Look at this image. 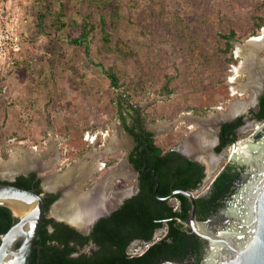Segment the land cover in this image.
Instances as JSON below:
<instances>
[{"label":"rangeland","instance_id":"1","mask_svg":"<svg viewBox=\"0 0 264 264\" xmlns=\"http://www.w3.org/2000/svg\"><path fill=\"white\" fill-rule=\"evenodd\" d=\"M11 3L18 10L21 50L12 66L0 70V160L8 161L16 153L19 161L26 154L38 161L41 169L33 170L40 177L64 173L114 139L117 151L101 153L96 160L101 167L92 174L93 181H99L97 175L119 168L129 150L131 138L124 124L142 125L156 144L167 149L198 131V125L203 128L199 120H206L215 109L225 112L232 103L250 99V90L241 94L238 89L247 79L244 74L235 75L242 62L236 52L242 51L240 45L254 31V18L264 20V0H119L120 20L109 32L113 41L128 46L131 52L127 55L109 52L100 42L93 0ZM60 5L63 26L56 30L51 18ZM39 14L45 15L41 24ZM83 21L94 26L86 38L88 56L84 45L69 42L84 34ZM228 29H234L240 38L232 43L234 64L218 50L217 33ZM98 65L112 68L123 87H110ZM258 77L264 79V73ZM163 84L165 90L160 93ZM232 88H236L234 94ZM180 117L182 122L169 130L154 128ZM249 135L245 131L240 138ZM50 137L53 146L47 143ZM30 149L33 151L28 152ZM56 154L58 164L43 166ZM227 160L222 158L211 174ZM106 161L115 163L104 170ZM5 176L0 174V179L12 180ZM46 179H42L41 189H45ZM74 186L65 188L64 194ZM80 189L88 191L87 186ZM53 208L49 206L47 217Z\"/></svg>","mask_w":264,"mask_h":264},{"label":"flooded vegetation","instance_id":"2","mask_svg":"<svg viewBox=\"0 0 264 264\" xmlns=\"http://www.w3.org/2000/svg\"><path fill=\"white\" fill-rule=\"evenodd\" d=\"M262 81L251 106L244 112L237 113L229 118L218 117L215 121H207L209 117L206 120L200 119L199 123H204L203 128L201 125H198L197 127L200 128L198 131L195 130V132L185 135L175 145L167 149H163L156 144L152 135L151 143L154 153L144 156L141 153V148L144 147L140 145L138 148L139 155H133L132 159L136 160L138 166L140 165V171L129 161L137 145L135 140L129 135L131 138L129 150L125 153L124 159L121 160V162L123 161V163H120L121 166L113 170L115 172L113 181L106 180L107 176L111 173L110 171L108 174L101 172L100 174L102 176L97 175L96 179L99 181H93L95 177L91 174L88 178L84 179L85 182L81 183V181H77L75 184L71 183V186H76L72 190L77 189V187L80 189L81 186H87L88 191L93 192L101 183L105 180L107 181L98 196L99 198L95 200L97 208L90 214L87 221L83 223L79 221L72 222L73 225L80 226V230H76L64 222L55 221L50 217L55 222L73 229L79 235L90 237L85 246L77 248L75 255H91L98 251L100 247L91 237L96 224L102 219L110 220L112 214L124 209L127 201L143 196L142 191L147 183L150 186L153 184V188H150L153 202L150 206L149 204H140L137 211L134 208L136 206L131 205L133 210V214L131 213L133 216L131 221L136 222L138 218L142 217L144 219L141 223L143 225L142 227L148 228V231L149 227L153 228L150 236L147 238L138 236L132 238L126 244L125 237L123 236L115 238L114 242L110 237H106L105 244L111 243L115 255L122 253L126 258L139 257L150 246L158 244L160 248L155 252V255L160 261L157 264L164 262L200 264L206 254L208 241L194 233L189 219L191 204L189 199L184 195V192H189L194 199V222L200 225L203 224L204 228L209 232L218 231L217 228L210 224V221L215 220L216 217L220 218L223 216L222 212L230 206L232 197L236 194L241 177L245 172L244 167L235 162V159H238V157L232 149L244 147L245 150L248 147V143H259L264 137V79ZM211 125L213 128L210 127ZM134 129L139 135H142V131L146 132L143 127L140 128L138 125ZM245 131H250V135L246 139H241L240 135ZM206 134L210 139L208 145H204V141L202 140ZM148 158L155 160L168 159L165 165V170L168 172V175L161 179L156 169L153 166H148ZM222 158L228 159L227 162L221 166L219 171L211 174L214 167ZM108 163L109 161H106L102 165V169L104 168L105 170L106 167L110 169L111 167ZM208 164L210 167L207 166ZM176 165H182L185 168V173L172 175L171 170ZM124 166L126 169L125 172L128 174L127 176H122L124 172L120 171ZM228 167L233 168L235 174L225 172L226 177L229 178L224 177V180H227L225 181L221 195L215 198L214 201H210L212 199L211 196L214 191L215 181ZM208 168H211L209 174L207 173ZM38 169L40 170L41 167L38 168L37 166ZM32 174L34 175L32 182L33 184L38 182V188L41 192L40 185L42 180L39 178L40 175L36 170L26 174H17L12 180L0 179V181L12 183L18 177H28ZM154 178L158 181L155 195L153 194L155 187ZM191 185L193 187L189 188ZM67 187L69 185H63L55 193H45V200L55 197V200L52 202L54 203L61 197L64 189ZM140 201H143V199H140ZM143 208L148 213L142 212ZM121 213L123 219L130 214H127L125 211ZM67 222L72 224L69 220Z\"/></svg>","mask_w":264,"mask_h":264},{"label":"trees","instance_id":"3","mask_svg":"<svg viewBox=\"0 0 264 264\" xmlns=\"http://www.w3.org/2000/svg\"><path fill=\"white\" fill-rule=\"evenodd\" d=\"M96 5L97 11V22H98V30L100 34V42L104 46V48L112 53H117L120 55L130 54L131 50L128 48L126 44H123L120 41H113L110 36V28H114L115 22L120 20L119 15V0H93ZM62 5H60L58 13L51 18V26L56 30L60 29L63 26L61 18L63 17V9ZM177 10H174V14H177ZM45 15L39 14L40 24L44 21ZM181 23L182 20L180 21ZM254 31L251 33V36L257 35V32L264 25V20L260 18H254ZM180 23V24H181ZM84 25V34L80 35L75 39H70L69 42L73 45H84L85 55H89L87 41L86 38L88 34L94 30V26H89L85 21L82 22ZM87 26H89L87 28ZM185 28L186 26L183 25ZM217 36L220 39V47L219 52L221 55H227L228 59L226 60L228 63L234 64L236 60L233 57V45L234 41H240V38L237 36L234 29H228L226 32L217 33ZM86 41V42H84ZM88 58V57H87ZM101 69L103 76L108 80L109 86L113 89H119L123 87V82L120 80L119 76L113 71L110 67H105L103 65H98ZM165 90L164 84L161 86L160 93H163ZM127 94V93H126ZM128 96V95H127ZM126 98V97H125ZM130 96L126 99L129 100ZM140 128L142 125L138 124ZM124 131L128 133L136 142V147L134 152L131 154L129 161L134 164L136 169H140V165L136 164V160L132 159L134 154L139 155L138 148L142 145L144 148H141V153L144 156H148V154L154 153L151 143L152 134L149 132L142 131V135H139L135 132L134 127H128L124 124ZM149 137V138H148ZM231 142V141H230ZM225 144V143H223ZM156 153V151H155ZM81 154V152L79 153ZM168 159H147L148 166H153L158 176L162 179V177L167 176L168 172L165 170V165L167 164ZM115 162L111 161L108 163L109 166L114 165ZM191 166H193L191 164ZM185 168L182 165H176L171 170L173 174H183L185 173ZM140 171V170H139ZM225 172H232L235 174L233 168L228 167L223 171V173L217 178L214 183V191L212 194V199L210 201H214L215 198L221 195L225 181L229 178L226 177ZM232 176V175H229ZM34 175H29L28 177H18L16 180L10 184L13 186L25 189V190H34L35 193H40L38 188V182L33 184ZM223 177V179H222ZM224 177L227 179L224 180ZM1 183H6L2 182ZM182 188H185L181 186ZM191 185L189 188H192ZM150 188H153V184L150 186L147 183L142 191V195L140 198H135L133 200L127 201L123 210L116 211L112 214L110 220L102 219L100 220L93 232L92 239L98 244L100 247L98 251L92 253L91 255L87 254H79L77 253V248H82L85 246L90 237H83L76 233L73 229L64 226L61 223L55 222L51 218H44L38 236L34 242V247L31 250L29 257V264H157L160 260L156 257V251L160 248L158 244L152 245L148 248V250L141 256L136 258H126L122 253L115 255V251L113 250V245L105 244L106 237H110L114 242L115 238H120L121 236L125 237V244L135 237H143L147 238L150 236L152 229L143 228L142 222L144 219L142 217L138 218L136 222H132L133 210L132 206H136V211L138 210V206L148 205L153 202V198L150 193ZM143 199V201H140ZM55 200V197H51L46 202V208H49V205ZM142 202V203H141ZM126 212L128 215L125 219L122 217L121 212ZM142 212L148 213L145 208L142 209ZM162 217V216H161ZM15 219L11 217L10 212L3 207H0V233H5L9 227L15 223ZM50 229V230H49ZM147 230V231H144ZM19 244H17L18 246Z\"/></svg>","mask_w":264,"mask_h":264},{"label":"water","instance_id":"4","mask_svg":"<svg viewBox=\"0 0 264 264\" xmlns=\"http://www.w3.org/2000/svg\"><path fill=\"white\" fill-rule=\"evenodd\" d=\"M247 146L245 150L244 147L232 149L238 157L235 162L243 166L245 172L230 206L222 212L223 216L210 221L218 231L209 232L203 224L194 222L195 202L189 192H184L191 204L189 219L194 233L208 241L206 254L200 264H264V137L259 143L250 142ZM31 171L35 170L28 169L5 177L13 179L17 174ZM62 173L58 171L39 178L42 180ZM154 180L155 195L158 181L156 178ZM58 190L59 187L35 193L34 190H25L10 183L0 184V207L6 208L16 220L5 233H0V264H29L42 222L44 218H50L47 217L45 193ZM65 195L62 193L51 205H59ZM51 218L80 230V227L68 223L66 219L52 214Z\"/></svg>","mask_w":264,"mask_h":264},{"label":"bare ground","instance_id":"5","mask_svg":"<svg viewBox=\"0 0 264 264\" xmlns=\"http://www.w3.org/2000/svg\"><path fill=\"white\" fill-rule=\"evenodd\" d=\"M242 51L236 52V57L242 60L241 66L239 69H235V75H245L247 82L242 85H238V89L241 94H244L246 91L250 90L251 95L250 99L247 102H235L232 103L225 112H220L217 108L215 109V113L209 116V120L215 121L217 116L222 118H229L234 116L237 113L244 112L248 107L251 106L258 90V84L260 81L262 82V78L260 79L258 76L262 77L264 73V56L261 57L260 54L264 52V27H262L256 36L249 37L243 44L240 45ZM235 78H230L229 82L233 83ZM236 88H232L231 92L234 94ZM180 117L178 120L170 123H157L154 128L161 130H169L176 126L178 123L182 122ZM206 121V122H207ZM52 140L54 138L49 139L47 143L48 145L53 146ZM56 140V139H55ZM204 141V145H208L209 138L207 134L202 139ZM201 140V141H202ZM199 142V141H198ZM117 146H115V140L112 139L109 141L105 147V149L97 152L91 151L86 156H83L82 160L76 162L73 167H70L67 171L62 173L61 175H55L54 177H50L49 179L44 180L43 186L45 189L52 190L54 188H58L63 186L64 184L70 185L77 183V181L85 182V178H88L94 171L100 169L101 165L97 160L101 153H113L117 151ZM17 151H22V149L18 148ZM28 152H32L33 150H27ZM25 157L18 161L16 153H12L10 159L8 161L0 160V174L11 176L14 173L23 172L28 169H33L38 166V161L33 159H28V156L24 154ZM27 157V158H26ZM58 155L56 154L51 162L48 164H43V166L49 167L58 164ZM89 159V162L86 160ZM204 160V159H203ZM209 160V159H208ZM207 162V161H206ZM210 164V162H208ZM209 164L207 165L208 167ZM45 167V168H46ZM207 169V168H206ZM125 166L120 170L124 172L122 176H127L128 174L125 172ZM207 171V170H206ZM211 172V168H208V174ZM114 171H112L106 178V180L113 181ZM56 178V179H55ZM127 178V177H126ZM208 178V177H207ZM102 181L96 190L92 191H82L81 189L71 190L69 191L63 198L60 206H56L52 209L51 214L57 217H61L66 219L67 221L86 222L89 218L90 214L93 213L97 206L95 204V200L99 198V194L106 185L107 181ZM80 183V184H81ZM79 185V184H78ZM108 185V184H107ZM76 186H74L75 188ZM105 189H107L105 187ZM98 190V191H97ZM104 190V189H103ZM106 191V190H105ZM73 225V223H72ZM80 227V226H79Z\"/></svg>","mask_w":264,"mask_h":264},{"label":"built area","instance_id":"6","mask_svg":"<svg viewBox=\"0 0 264 264\" xmlns=\"http://www.w3.org/2000/svg\"><path fill=\"white\" fill-rule=\"evenodd\" d=\"M17 18L18 10L14 3L0 0V70L12 66V59L21 50Z\"/></svg>","mask_w":264,"mask_h":264}]
</instances>
